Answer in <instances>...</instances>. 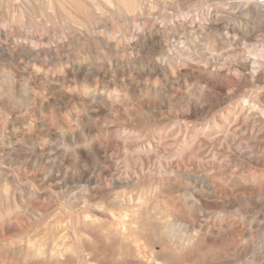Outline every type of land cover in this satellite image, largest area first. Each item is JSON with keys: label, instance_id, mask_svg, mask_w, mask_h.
<instances>
[{"label": "rangeland", "instance_id": "rangeland-1", "mask_svg": "<svg viewBox=\"0 0 264 264\" xmlns=\"http://www.w3.org/2000/svg\"><path fill=\"white\" fill-rule=\"evenodd\" d=\"M89 1L0 0V264H48L36 249L51 241L53 264H264V6L137 0L144 12L126 15L124 40L125 17ZM233 42L257 54L241 80L177 61L187 47L225 56ZM242 96L250 144L213 138Z\"/></svg>", "mask_w": 264, "mask_h": 264}, {"label": "bare ground", "instance_id": "bare-ground-1", "mask_svg": "<svg viewBox=\"0 0 264 264\" xmlns=\"http://www.w3.org/2000/svg\"><path fill=\"white\" fill-rule=\"evenodd\" d=\"M15 1V0H14ZM53 1V0H52ZM89 1V0H88ZM139 1V0H138ZM152 1H154V0H152ZM156 2L158 1V0H155ZM154 1V2H155ZM250 1V0H249ZM20 2V1H19ZM90 2V1H89ZM93 2H95V1H93ZM92 2V3H93ZM104 2L108 5V6H111L113 9H114V14H113V18H112V21H115V23H116V20H118V22H119V20L121 21L122 19H124V17H125V24H126V28H125V30L127 29V32H126V38L124 37L123 39L125 40H127V38H129L130 37V32H128V29H130L129 27H130V24L128 23L129 22V19H131V17L128 19V21L126 22V15H133V16H135L136 14H143L142 12H144V11H142V9H141V5L139 6V4H138V2H137V0H135V1H132V0H124V3H116V2H113V1H111V0H104ZM54 3V2H53ZM91 3V4H92ZM143 3V2H142ZM95 4V3H94ZM104 4V3H103ZM21 5H22V3H21ZM47 5H49V4H47ZM55 5V4H54ZM143 5V4H142ZM218 5V4H217ZM101 6V5H100ZM103 6V5H102ZM22 7V6H21ZM24 7V6H23ZM93 7H95V6H93ZM98 7V6H97ZM11 8V7H10ZM91 8V7H90ZM57 8H55V10H56ZM103 8L101 7V10H102ZM104 9H106V8H104ZM103 9V10H104ZM161 9V8H160ZM54 10V11H55ZM108 10V9H107ZM106 10V11H107ZM59 11V13H60V15H61V12H60V10H58ZM58 11H56V12H58ZM98 11V10H97ZM109 12H110V10H108ZM113 10H111V12H112ZM150 11H151V9H150ZM11 12V11H10ZM146 12V11H145ZM149 12V11H148ZM103 13V12H102ZM147 13V12H146ZM146 13H144V15L146 14ZM162 13V12H161ZM8 14V13H7ZM125 15V16H124ZM165 15V14H164ZM62 16V15H61ZM111 16V15H110ZM137 16V15H136ZM142 16V15H141ZM166 16V15H165ZM2 17H3V15H2ZM37 18V17H36ZM54 18V17H53ZM64 18H65V16H64ZM70 18H72V17H70ZM76 18V17H75ZM122 18V19H121ZM246 18H247V14H246V12L244 11V10H241L240 12H238V13H236V19L234 20L236 23L237 22H239V21H243V20H246ZM3 19V18H2ZM77 19V18H76ZM61 20V19H60ZM63 21H65V20H63ZM67 21V20H66ZM109 21H110V19H109ZM112 21H110V22H112ZM150 21H152L151 19H150ZM68 22V21H67ZM70 22V21H69ZM68 22V23H69ZM146 22H148L147 20H146ZM73 23V22H72ZM74 23H76V22H74ZM73 23V24H74ZM114 23V22H113ZM130 23H132L133 24V27L135 26L136 27V29L138 30V29H140V30H142V27H144L145 25H148L149 26V24H146L145 23V21L143 22V23H141L140 22V20H138L137 22H131L130 21ZM154 23V22H153ZM66 24V23H65ZM76 24H78V23H76ZM154 25V24H153ZM21 26V25H20ZM111 26V25H110ZM39 27V26H38ZM73 27V26H72ZM154 27V26H153ZM176 28V27H175ZM84 29V28H83ZM132 29V28H131ZM135 29V30H136ZM27 30H28V27H27ZM134 30V31H135ZM136 30V31H137ZM29 31H31V30H29ZM135 31V32H136ZM32 32H33V29H32ZM88 32V31H87ZM187 32V31H186ZM29 33V32H28ZM31 33V32H30ZM143 33V32H142ZM192 33V32H191ZM93 34V33H92ZM123 34V33H122ZM150 34V33H149ZM89 35V34H88ZM12 36V35H11ZM53 36V35H52ZM125 36V35H124ZM132 36V35H131ZM27 37V36H26ZM30 37H31V34H30ZM123 37V36H122ZM226 37V36H225ZM33 38V37H32ZM95 38V37H94ZM116 38V37H115ZM149 38V37H148ZM30 39V38H29ZM40 39V38H39ZM42 39V38H41ZM130 39V38H129ZM132 39V38H131ZM28 40V39H27ZM115 40V39H114ZM119 40V39H118ZM133 40V39H132ZM13 41H14V39H13ZM98 42H99V40H97ZM6 42H7V40H6ZM24 42H26V41H24ZM23 42V43H24ZM21 43V42H20ZM29 43H31V41L29 42ZM33 43V42H32ZM100 43V42H99ZM134 43V42H133ZM229 43V42H228ZM234 44L233 45H229L228 46V50H229V52H228V54H226L225 56H220V55H218L216 52H214V50H210V52H208V54H198V53H196V52H192V51H190V50H192V49H189L188 47H187V49H184L181 53H179L176 57H178V62H180V63H182L183 64V62H193V63H196V64H202V65H208L209 63H211V64H215V65H218V69H222L223 70V68H225L226 70H228V71H231V72H234V73H236V75H234V76H237V78H238V80H241V79H243L244 77H243V70L245 71V70H249V69H254V68H257L258 66H259V64L256 62V60H257V58H256V55H253L252 53H254L253 52V50L251 51V52H249L248 51V46H247V48L246 47H241L242 49H241V51H238V46H237V44H235V42H233ZM16 44V43H15ZM98 44V43H97ZM101 44V43H100ZM104 44V43H103ZM120 44V43H119ZM176 44V43H175ZM25 45V44H24ZM105 46H106V44H104ZM184 45H185V43H184ZM104 46V47H105ZM162 46V45H161ZM226 46V45H225ZM245 46V45H244ZM33 46H32V44H26V47H23V49H20L21 50V55L22 56H25L26 57V54L27 55H29L30 54V52L33 50V48H32ZM109 45H108V49H109ZM129 47V46H128ZM142 47V46H141ZM174 47V46H173ZM181 47V46H180ZM183 47V46H182ZM260 47V46H259ZM20 48V47H19ZM185 48V47H184ZM256 48V47H255ZM138 49H140L139 47L137 48V50ZM179 49V48H178ZM9 50V49H8ZM13 50V49H12ZM11 50V51H12ZM16 50V49H15ZM34 50H35V48H34ZM62 50V49H61ZM110 50V49H109ZM174 50V49H173ZM181 50V49H180ZM223 50V49H222ZM132 51V50H131ZM217 51V50H216ZM13 52V51H12ZM169 52V51H168ZM180 52V51H179ZM227 52V51H226ZM20 53V52H19ZM33 53V52H32ZM10 54V53H9ZM12 54V53H11ZM18 54V53H17ZM6 55H7V53H6V51L2 48V47H0V60L2 59V58H4V57H6ZM19 55V54H18ZM108 55V54H107ZM17 56V55H16ZM144 56V55H143ZM162 56V55H161ZM8 57H9V55H8ZM12 57V56H11ZM258 57H260V56H258ZM30 58V56L28 57L27 56V59H29ZM35 58V57H34ZM161 58V57H160ZM165 58V57H164ZM261 58H264V57H261ZM260 58V59H261ZM23 59V58H22ZM256 59V60H255ZM7 60H9V58H7ZM44 60V59H43ZM68 60V59H67ZM164 60V59H163ZM35 61V60H34ZM45 61V60H44ZM66 61V60H65ZM172 61V60H171ZM6 62V61H5ZM28 62V61H27ZM67 62V61H66ZM72 62V61H71ZM112 62V61H111ZM51 63V62H50ZM117 63V62H116ZM163 64H164V62H162ZM175 63V62H174ZM52 64H53V61H52ZM122 64V63H121ZM120 64V65H121ZM168 64V63H167ZM49 65V64H48ZM116 65V64H115ZM129 65V64H128ZM214 65V66H215ZM226 65H229V66H226ZM263 65V64H262ZM261 65V66H262ZM146 66V65H145ZM168 66H169V64H168ZM212 66V65H211ZM170 67V66H169ZM219 67H223V68H219ZM233 67V68H232ZM23 68V67H22ZM115 68V67H114ZM119 68V67H118ZM152 68V67H151ZM66 69V68H65ZM116 69V68H115ZM120 69V68H119ZM144 68H143V66H142V70H143ZM150 69V68H149ZM149 69L148 68H145V72H147V74H151V71H152V69L150 70V72H149ZM160 69V68H159ZM224 69V70H225ZM250 71V70H249ZM38 72H40V71H38ZM227 72V71H226ZM251 72V71H250ZM13 73V72H12ZM136 73V72H135ZM228 73V72H227ZM245 73V72H244ZM113 75V74H112ZM246 77V76H245ZM250 77V76H249ZM236 78V79H237ZM237 80V82H240V81H238ZM248 80V79H247ZM242 84V83H241ZM193 85V84H192ZM196 85V84H195ZM194 86V85H193ZM237 86V85H236ZM223 88V87H222ZM241 87H239V89H240ZM233 89H234V87H233ZM236 89V88H235ZM238 89V88H237ZM243 89V88H242ZM227 90V89H226ZM244 90V89H243ZM239 91V90H238ZM227 93L230 95V93H235V92H233L232 91V89H231V91L228 89L227 90ZM248 92H246V94H247ZM213 94V93H212ZM252 94V93H251ZM125 95V94H124ZM128 95V94H127ZM206 95V94H205ZM232 95V94H231ZM236 95V94H235ZM224 96H227V95H224ZM132 97V96H131ZM89 98V97H88ZM91 99H95V97H91ZM225 99H227V98H225ZM230 99V98H229ZM249 97L248 98H245V96H242V98L240 99V102H236L235 103V110L237 111V113H238V115L235 117V118H233V120H232V122H231V124L229 125L228 124V126L226 127V129H222V130H218L217 131V133H215V137L213 136V138H215V139H223V140H226L228 137H229V134L231 135V138H232V140L230 139V142L231 141H235L233 138H235V139H237L238 141H239V143L241 142V144L244 146L245 144H250V139H251V135H249L248 136V134H247V130H243V129H240L239 128V125H237L238 123H240V122H242V123H244V121H246V122H250V121H253L254 119L252 118V117H254V116H252V113L254 112L253 110H252V113H250L249 112V109L247 108L248 106H247V104H249L250 102H251V100H250V102H249ZM255 99V98H254ZM214 100V99H213ZM215 100H217V99H215ZM228 100V99H227ZM103 101V100H102ZM222 101H223V99H222ZM233 101V100H232ZM218 102V101H217ZM228 102H229V100H228ZM220 103V102H219ZM231 103V102H230ZM234 103V102H233ZM226 104V103H225ZM23 105V104H22ZM212 105V104H211ZM214 105V104H213ZM212 105V106H213ZM216 105V104H215ZM243 105V106H242ZM247 106V107H246ZM252 106V105H251ZM215 107H217V106H215ZM221 107H222V104H221ZM230 107V106H229ZM26 108V107H25ZM24 108V109H25ZM213 108H214V106H213ZM218 109H219V107H217ZM225 108V107H224ZM227 108V107H226ZM256 108V107H255ZM215 110V108L213 109V112H215L214 111ZM251 110V109H250ZM256 110V109H255ZM259 110H260V108H259ZM258 110V111H259ZM263 112H264V110H263ZM210 113V112H209ZM257 113V112H256ZM254 114V113H253ZM256 115V114H255ZM258 115H260L261 117H263V119L262 120H264V114H262L261 115V113L260 114H258L257 113V116ZM253 119V120H252ZM257 119H258V121H259V119L260 118H258L257 117ZM257 119H255V120H257ZM261 119H260V121H261ZM257 121V122H258ZM263 122V121H262ZM216 124V123H215ZM257 123L255 122V125H256ZM213 125V124H212ZM250 125V124H249ZM253 125V124H252ZM215 127V126H214ZM216 128V127H215ZM223 128V127H222ZM233 128H235L234 130V133H233V137H232V133H230V131L233 129ZM251 131V130H250ZM251 133V132H250ZM212 137H211V139H213ZM214 139V140H215ZM253 140V139H252ZM213 141V140H212ZM216 141V140H215ZM218 141V140H217ZM228 141H229V138H228ZM235 143V142H234ZM233 143V144H234ZM83 153V152H82ZM195 155V154H194ZM202 160V159H201ZM216 160V159H215ZM37 161V160H36ZM229 161V160H228ZM159 168H161V167H159ZM158 171V170H157ZM215 172H216V170H215ZM165 175V174H164ZM44 178V177H43ZM43 181V180H42ZM112 184V183H111ZM117 184V183H116ZM114 186V185H113ZM117 186V185H116ZM207 186V185H206ZM206 188V187H205ZM37 189V188H36ZM158 189V188H157ZM91 190V189H90ZM87 191V190H86ZM85 191V193L86 194H88V191L86 192ZM36 192V191H35ZM93 192V191H92ZM163 193V192H162ZM188 193V192H187ZM191 193V192H190ZM199 193H201V192H199ZM30 194V193H29ZM94 195V194H93ZM114 196H115V194H113ZM65 196H67V195H65ZM207 196V195H206ZM68 197V196H67ZM94 197V196H93ZM110 197H112V196H110ZM164 197V196H163ZM76 198V197H75ZM131 198V197H130ZM140 199H141V197H139ZM95 199V198H94ZM116 199V198H115ZM125 199H127V197L125 198ZM124 199V200H125ZM135 199V198H134ZM138 199V198H137ZM197 199V198H196ZM64 200V199H63ZM93 200V199H92ZM114 200V199H113ZM120 200V199H119ZM118 200V201H119ZM131 200V199H130ZM129 200V196H128V200H126V201H130ZM132 200H133V198H132ZM68 201V200H67ZM67 201H66V203H67ZM73 201V200H72ZM87 202V201H86ZM98 202V201H97ZM112 202V201H111ZM110 202V203H111ZM116 202H117V200H116ZM70 203H71V201H70ZM112 203H115V201L114 202H112ZM119 203H120V201H119ZM125 203V202H124ZM130 203H131V201H130ZM129 203V204H130ZM136 202H134V203H131V205H134ZM122 204V203H121ZM81 205L82 204H80V207H81ZM118 205H120V204H118ZM123 205V204H122ZM128 204L126 203V206H127ZM125 206V207H126ZM138 206V205H137ZM79 207V206H78ZM83 207V206H82ZM98 207V206H97ZM116 207H117V205H116ZM128 207H130V205H128ZM85 208V207H84ZM82 209V208H81ZM80 209V210H81ZM130 209H132V208H130ZM133 209H135V208H133ZM132 209V210H133ZM149 209V208H148ZM25 210H27V209H25ZM92 211H94L93 209H92ZM97 212H99V210H96ZM95 211V212H96ZM11 212V211H10ZM115 212H117V211H115ZM120 212V211H119ZM133 212H135V210L133 211ZM24 213V212H23ZM26 213V212H25ZM59 214V213H58ZM86 214V213H85ZM84 214V215H85ZM92 214H93V212H92ZM121 214V213H120ZM31 215V214H30ZM60 215V214H59ZM83 215V214H82ZM94 215V214H93ZM93 215H92V217H93ZM98 215V214H97ZM103 215V214H102ZM122 215V214H121ZM26 216V215H25ZM41 216V215H40ZM95 216V215H94ZM104 216H105V214H104ZM100 218H101V216H99ZM83 218H84V220L86 219V220H88V218H90V216L89 215H85V216H83ZM82 218V219H83ZM104 217H102L101 219H103ZM123 218V217H122ZM107 219V218H106ZM91 220V219H90ZM83 221V220H82ZM94 221H95V219H94ZM105 221V220H104ZM103 221V222H104ZM109 220H107V222H108ZM125 221V220H124ZM123 221V222H124ZM79 222H80V220H79ZM85 222V221H84ZM96 222V221H95ZM122 222V221H121ZM60 223V222H59ZM86 223V222H85ZM92 223V222H91ZM99 223V222H98ZM110 223V222H109ZM64 224H66V222L64 223ZM93 224V223H92ZM101 224V223H100ZM73 225H74V223H73ZM91 225V224H90ZM102 225V224H101ZM107 225H109V224H107ZM172 226H173V224H171ZM110 226H112V228H114L113 226H115L114 224H112V225H110ZM120 227V226H119ZM124 227V226H123ZM141 227V226H140ZM171 227V226H170ZM169 227V228H170ZM175 227V226H174ZM182 227V226H181ZM180 227V228H181ZM186 227V226H185ZM65 228V227H64ZM98 228V227H97ZM117 228H118V225H117ZM168 228V229H169ZM52 229V228H51ZM121 229V228H120ZM119 229V230H120ZM166 229V228H165ZM110 230V229H109ZM117 230V229H116ZM133 230H135V229H133ZM167 230V229H166ZM178 230V229H177ZM67 231V230H66ZM111 231V230H110ZM122 231V230H121ZM136 231V230H135ZM164 231V230H163ZM77 232V231H76ZM75 232V233H76ZM97 232H98V230H97ZM172 232H173V230H172ZM65 233V232H64ZM63 233V234H64ZM116 233H118L117 231H116ZM120 233V232H119ZM122 233V232H121ZM121 233H120V235H121ZM134 233L135 234H137V232H132L131 234H133V236H136V235H134ZM173 233H176V231L174 230V232ZM68 234H70V233H68ZM77 234H78V232H77ZM98 234V233H97ZM97 234H96V236H97ZM100 235L102 234V233H99ZM98 234V236H100ZM114 234V233H113ZM123 234V233H122ZM172 234V233H171ZM66 235H67V233H66ZM111 235V234H110ZM109 235V236H110ZM114 235H116V234H114ZM119 235V234H118ZM117 235V236H118ZM184 235V234H183ZM79 236V235H78ZM78 236H76L77 237V239H79L78 238ZM81 236V235H80ZM94 236V235H93ZM95 236V237H96ZM97 236V238H99ZM102 236V235H101ZM104 236V235H103ZM108 236V237H109ZM182 236V235H181ZM181 236H178V239L180 240V238H181ZM74 237H75V234H74ZM111 237H113V236H111ZM110 237V239H112ZM116 237V236H115ZM183 237V236H182ZM49 238V237H48ZM47 238V239H48ZM52 238H53V236H52ZM68 238V237H67ZM80 238H82V237H80ZM85 238V237H84ZM84 238H83V240H84ZM105 238V237H104ZM119 238V237H118ZM135 238H137V237H135ZM86 239H87V237H86ZM107 239V238H106ZM115 239V238H114ZM139 239V238H138ZM52 240V239H51ZM80 240V239H79ZM82 240V239H81ZM120 241H126V242H128L127 240H131L132 241V239H131V237L129 236V235H127V236H123L122 237V239L120 238L119 239ZM45 241V240H44ZM184 241V240H183ZM49 242V241H48ZM65 242V241H64ZM76 242V241H75ZM84 243H85V241H83ZM88 242V241H87ZM86 242V243H87ZM116 242V241H115ZM115 242H114V246L113 247H115ZM138 242V241H137ZM38 243V242H37ZM84 243H83V245H84ZM93 243V242H92ZM100 243V242H99ZM130 243V242H129ZM132 243L135 245V247H136V251H140L141 249L139 248V246H136V240L134 241H132ZM55 243L53 242V241H51V243H47V245L48 246H51V248H49V249H47V248H44V247H46V246H44V247H42V248H40V249H36V250H38V251H36V253H37V255L42 259V258H49L48 259V264H53L52 263V257H53V255L54 254H56V252H57V250L55 249V245H54ZM118 244H120V243H118ZM125 244V243H124ZM76 245H77V242H76ZM116 245H117V243H116ZM139 245V244H138ZM22 246V245H21ZM41 246H42V244H41ZM64 246V245H63ZM82 246V245H81ZM85 246V245H84ZM87 246H89V244H87ZM101 246V245H100ZM99 246V247H100ZM107 246H108V244H107ZM107 246H105L104 247V250H106L107 249ZM118 246V245H117ZM121 246L123 247V245L121 244ZM121 246H119V247H121ZM143 246V245H142ZM86 247V246H85ZM93 248L92 246H91V244H90V246H89V248ZM99 247H98V249H99ZM109 247V246H108ZM134 247V246H133ZM61 248V247H60ZM88 248V250L87 251H89L90 249ZM106 248V249H105ZM83 249H85V248H83ZM122 249V248H121ZM135 249V248H134ZM35 250V249H34ZM77 250H79L78 249V247H77ZM100 250V249H99ZM124 250V249H123ZM62 251V250H61ZM96 251V250H95ZM101 251V250H100ZM107 251H108V249H107ZM106 251V252H107ZM130 251V250H129ZM59 252V251H58ZM98 252V251H97ZM119 252H121L120 251V248H119ZM118 252V253H119ZM60 253H62V252H60ZM79 253V252H78ZM87 253H89V252H87ZM99 253V252H98ZM122 253H123V251H122ZM129 253V252H128ZM76 254V253H75ZM80 254V253H79ZM78 254V255H79ZM93 254H94V252H93ZM96 254V253H95ZM138 254V253H137ZM57 255H58V253H57ZM87 255V254H86ZM76 256H77V254H76ZM87 256H89V255H87ZM106 256V255H105ZM105 256H103V257H105ZM133 256H135V255H133ZM137 256V255H136ZM58 257V256H57ZM59 257H60V255H59ZM78 258H79V256H77ZM97 257V256H96ZM142 257V256H141ZM62 258V257H61ZM64 258V257H63ZM75 258V257H74ZM88 258V257H87ZM137 258H138V256H137ZM53 259H54V257H53ZM58 259V258H57ZM60 259V258H59ZM58 259V260H59ZM76 259V258H75ZM91 257H90V262H91ZM135 259V258H134ZM143 259V258H142ZM39 260V259H38ZM64 260V259H63ZM77 260V259H76ZM55 261H56V259H55ZM77 261H79V260H77ZM57 262V261H56ZM59 262V261H58ZM89 262V261H88ZM93 262H94V260L92 261V264H93ZM73 263H74V260H73ZM144 263V262H143ZM212 263V262H211ZM75 264H76V262H75ZM135 264H136V261H135ZM137 264H140V263H137ZM183 264V263H182ZM192 264V263H191ZM208 264H210V263H208Z\"/></svg>", "mask_w": 264, "mask_h": 264}, {"label": "built area", "instance_id": "built-area-1", "mask_svg": "<svg viewBox=\"0 0 264 264\" xmlns=\"http://www.w3.org/2000/svg\"><path fill=\"white\" fill-rule=\"evenodd\" d=\"M254 3H256L258 6H264V0H254Z\"/></svg>", "mask_w": 264, "mask_h": 264}]
</instances>
